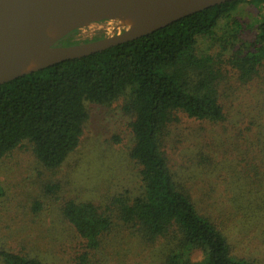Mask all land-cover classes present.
Segmentation results:
<instances>
[{
  "label": "trees",
  "instance_id": "16d2710c",
  "mask_svg": "<svg viewBox=\"0 0 264 264\" xmlns=\"http://www.w3.org/2000/svg\"><path fill=\"white\" fill-rule=\"evenodd\" d=\"M241 3L259 13L251 41L234 17ZM77 34L59 43L90 41ZM116 102L130 118L137 188L107 205L63 202L82 240L75 264H105L122 230L167 247L166 264H264V0L223 2L1 84L0 159L23 149L56 170L79 146L88 106ZM171 137V150L184 144L180 163ZM0 264L51 263L0 244Z\"/></svg>",
  "mask_w": 264,
  "mask_h": 264
},
{
  "label": "rangeland",
  "instance_id": "374dc122",
  "mask_svg": "<svg viewBox=\"0 0 264 264\" xmlns=\"http://www.w3.org/2000/svg\"><path fill=\"white\" fill-rule=\"evenodd\" d=\"M239 9L234 17L241 21V37L251 41L259 13L246 3ZM93 23L77 29L78 40L96 34L110 36L125 28L116 19ZM119 106V102L111 107L88 106L90 118L79 146L56 170L37 166L23 149L0 159V244L40 255L51 264H75L82 252V240L61 217L63 202L90 200L107 205L115 195L127 191L134 194L137 188L136 167L128 155L132 144L130 118ZM191 125L192 121L182 117L179 128L188 132L185 129ZM174 145L171 137L167 151L180 163L184 144H179L177 151L171 150ZM47 185L53 187L51 194ZM36 201L43 205L40 211L33 209ZM111 237L106 243L105 264H166L168 248L158 242L152 244L145 236L130 235L125 230Z\"/></svg>",
  "mask_w": 264,
  "mask_h": 264
},
{
  "label": "water",
  "instance_id": "95a60500",
  "mask_svg": "<svg viewBox=\"0 0 264 264\" xmlns=\"http://www.w3.org/2000/svg\"><path fill=\"white\" fill-rule=\"evenodd\" d=\"M232 0H0V85L68 59L81 58L165 27L185 16ZM137 16L133 26L97 40L57 43L91 22ZM59 18L81 25L58 32ZM122 25V24H121ZM48 62L30 69L34 58Z\"/></svg>",
  "mask_w": 264,
  "mask_h": 264
},
{
  "label": "bare ground",
  "instance_id": "6f19581e",
  "mask_svg": "<svg viewBox=\"0 0 264 264\" xmlns=\"http://www.w3.org/2000/svg\"><path fill=\"white\" fill-rule=\"evenodd\" d=\"M118 21L122 25L133 26V25L137 24L140 21V19L135 15L134 16L129 15V16L121 17ZM92 24L94 25V23L92 22V23L88 24L87 26L90 27V26H92ZM80 25H81V23H79V22H72V21L66 20L64 18H59L55 23L54 29L58 32H62V31L70 30L72 28H76V27L79 28ZM80 28H82V27H80ZM47 62H48V60L43 55L38 54L34 58L33 63L30 66V69L41 66Z\"/></svg>",
  "mask_w": 264,
  "mask_h": 264
},
{
  "label": "flooded vegetation",
  "instance_id": "af4514ba",
  "mask_svg": "<svg viewBox=\"0 0 264 264\" xmlns=\"http://www.w3.org/2000/svg\"><path fill=\"white\" fill-rule=\"evenodd\" d=\"M96 35H100L101 37H99V38H96L95 40H97V39H100V38L104 37L102 34H96ZM94 36H95V35H94ZM94 36H91V37L89 38V39H90V41H92V40H93L92 38H93ZM59 42H60V41H59ZM59 42L57 43V45H60V46H62V45H61Z\"/></svg>",
  "mask_w": 264,
  "mask_h": 264
}]
</instances>
